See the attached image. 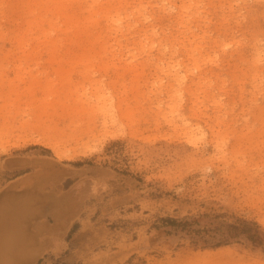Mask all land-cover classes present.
Returning a JSON list of instances; mask_svg holds the SVG:
<instances>
[{"label":"rangeland","instance_id":"374dc122","mask_svg":"<svg viewBox=\"0 0 264 264\" xmlns=\"http://www.w3.org/2000/svg\"><path fill=\"white\" fill-rule=\"evenodd\" d=\"M26 1L0 0V194L43 199L26 264H264V0Z\"/></svg>","mask_w":264,"mask_h":264},{"label":"bare ground","instance_id":"6f19581e","mask_svg":"<svg viewBox=\"0 0 264 264\" xmlns=\"http://www.w3.org/2000/svg\"><path fill=\"white\" fill-rule=\"evenodd\" d=\"M91 1L92 5L97 4L98 2V0ZM198 1L199 0H184L182 7L193 6L197 4ZM65 2L66 0H48V3L53 6L56 14L64 12L69 17V14L66 13L67 4ZM26 3L31 7V11H34L33 4L30 5V0H27ZM142 14V17H134L133 21L128 22L127 25L131 26L134 25V23L136 24L137 22L145 21L148 18V15L145 13ZM35 22L40 26L41 21H39L38 15L35 17ZM111 23L112 25H118L119 29L124 27L122 17L119 16L113 18ZM48 33L49 30L44 29L42 36L46 39ZM38 38L40 39L42 37L39 36ZM50 45L52 53H57V40L52 41ZM257 54H260L259 50L257 51ZM37 139H40V142L46 144L49 142L50 144H53L52 146L55 145V148L58 147L56 142L51 141L46 135H42L41 138ZM56 150V157L58 159H71L78 154V150L72 148ZM9 162H13V160ZM24 162L25 160H20L18 163ZM42 201L43 199L39 195L36 196L32 192L18 191L14 186L0 194V264H26L32 255V249L34 246L33 239L26 229L27 221L30 215L37 210V207L42 204ZM55 212L54 217L55 220L58 221L60 217V215H58L59 211L56 210Z\"/></svg>","mask_w":264,"mask_h":264},{"label":"trees","instance_id":"16d2710c","mask_svg":"<svg viewBox=\"0 0 264 264\" xmlns=\"http://www.w3.org/2000/svg\"><path fill=\"white\" fill-rule=\"evenodd\" d=\"M258 233H259V231H256V233L254 234V236L256 237V240H259V238H260V235Z\"/></svg>","mask_w":264,"mask_h":264}]
</instances>
